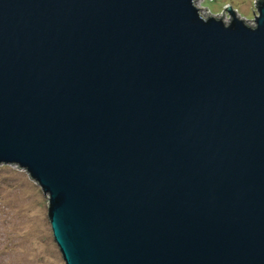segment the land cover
Instances as JSON below:
<instances>
[{"label":"water","instance_id":"water-1","mask_svg":"<svg viewBox=\"0 0 264 264\" xmlns=\"http://www.w3.org/2000/svg\"><path fill=\"white\" fill-rule=\"evenodd\" d=\"M0 0V164L65 264H264V0Z\"/></svg>","mask_w":264,"mask_h":264},{"label":"rangeland","instance_id":"rangeland-1","mask_svg":"<svg viewBox=\"0 0 264 264\" xmlns=\"http://www.w3.org/2000/svg\"><path fill=\"white\" fill-rule=\"evenodd\" d=\"M210 13L222 2L251 18L252 0H196ZM0 264H65L47 217L43 192L28 173L15 164H0Z\"/></svg>","mask_w":264,"mask_h":264},{"label":"bare ground","instance_id":"bare-ground-1","mask_svg":"<svg viewBox=\"0 0 264 264\" xmlns=\"http://www.w3.org/2000/svg\"><path fill=\"white\" fill-rule=\"evenodd\" d=\"M15 165H17V164H15Z\"/></svg>","mask_w":264,"mask_h":264}]
</instances>
